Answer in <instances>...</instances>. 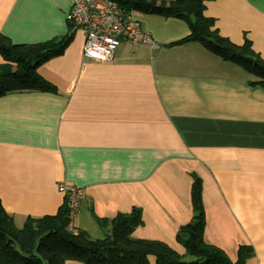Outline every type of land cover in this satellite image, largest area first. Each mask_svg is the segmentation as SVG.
<instances>
[{
  "label": "crops",
  "instance_id": "0c3cea01",
  "mask_svg": "<svg viewBox=\"0 0 264 264\" xmlns=\"http://www.w3.org/2000/svg\"><path fill=\"white\" fill-rule=\"evenodd\" d=\"M170 1V0H163ZM73 0H0V34L13 43L62 44L38 67L55 91L0 96V202L17 227L64 214L57 185L85 188L77 232L102 238L96 218L138 207L133 235L178 253L200 184L202 239L234 262L264 264V88L257 77L195 40L177 18L134 11L157 44L121 41L102 62L69 30ZM211 30L264 58V0H208ZM3 57L0 54V63ZM148 264H155L153 255ZM64 264H85L66 260Z\"/></svg>",
  "mask_w": 264,
  "mask_h": 264
},
{
  "label": "trees",
  "instance_id": "16d2710c",
  "mask_svg": "<svg viewBox=\"0 0 264 264\" xmlns=\"http://www.w3.org/2000/svg\"><path fill=\"white\" fill-rule=\"evenodd\" d=\"M110 1L127 12L140 11L184 21L189 33L179 42H200L257 77V84L264 88V58L255 56L249 44L235 46L211 30L213 20L203 14L208 0ZM68 23L71 34L74 29ZM69 38L57 45L53 40L21 44L13 43L0 34V54L3 57L0 63V96L18 90L55 91V85L40 74L38 67L62 53ZM200 182L194 178L191 186L193 216L180 227L176 236L183 253L160 240L133 235L135 228L142 224V210L138 207L109 219L96 218L106 233L102 238H93L84 230L70 232L66 228V216L61 220L56 215L29 217L21 227H17L0 202V264H64L68 259L85 264H148L149 255L155 257V264H244L247 254L244 246L239 248L237 259L232 262L220 248L203 241ZM63 204L65 209V200Z\"/></svg>",
  "mask_w": 264,
  "mask_h": 264
},
{
  "label": "built area",
  "instance_id": "2783aa9c",
  "mask_svg": "<svg viewBox=\"0 0 264 264\" xmlns=\"http://www.w3.org/2000/svg\"><path fill=\"white\" fill-rule=\"evenodd\" d=\"M66 18L73 29H81L84 33L82 55L88 59L102 62L112 60L121 41L157 47L137 19L110 0H73ZM57 189L65 200L66 228L74 232L76 227L72 221L86 190L66 182H60Z\"/></svg>",
  "mask_w": 264,
  "mask_h": 264
},
{
  "label": "rangeland",
  "instance_id": "374dc122",
  "mask_svg": "<svg viewBox=\"0 0 264 264\" xmlns=\"http://www.w3.org/2000/svg\"><path fill=\"white\" fill-rule=\"evenodd\" d=\"M132 12H134V11H132ZM58 190V189H57ZM80 203V202H79ZM79 206V205H78ZM77 210H78V208H77ZM72 223L73 224H75L74 223V221H72ZM101 230V233H102V237L104 236V232L106 233V230L104 229V230H102V229H100ZM71 232V231H70ZM73 233H77V230H75ZM93 238H95V237H93ZM15 247L18 249V247L15 245Z\"/></svg>",
  "mask_w": 264,
  "mask_h": 264
},
{
  "label": "clouds",
  "instance_id": "9594fccd",
  "mask_svg": "<svg viewBox=\"0 0 264 264\" xmlns=\"http://www.w3.org/2000/svg\"><path fill=\"white\" fill-rule=\"evenodd\" d=\"M130 13H132V12H130ZM67 19V18H66ZM75 30V29H74Z\"/></svg>",
  "mask_w": 264,
  "mask_h": 264
}]
</instances>
